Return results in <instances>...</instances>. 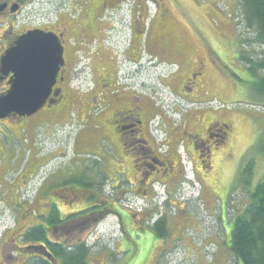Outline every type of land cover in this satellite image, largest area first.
Returning a JSON list of instances; mask_svg holds the SVG:
<instances>
[{"label": "flooded vegetation", "instance_id": "af4514ba", "mask_svg": "<svg viewBox=\"0 0 264 264\" xmlns=\"http://www.w3.org/2000/svg\"><path fill=\"white\" fill-rule=\"evenodd\" d=\"M35 1L0 0V59L19 36L40 29L59 37L64 64L46 104L0 118V131L34 145L70 130L73 145L66 150V139L60 149L34 150L23 166L13 155L0 164V208L12 222L0 234V264H65L80 249L84 264H110L109 249L122 255L131 233L148 229L161 237L196 231L219 249L224 205L233 216L231 176L249 166L230 112L213 107V78L233 87L203 35L167 0H38V22L23 20ZM165 3L169 15L158 21ZM12 76L0 66V95ZM181 147L200 183L196 195ZM8 171L15 176L5 184ZM117 226L121 235L109 248L104 238Z\"/></svg>", "mask_w": 264, "mask_h": 264}, {"label": "rangeland", "instance_id": "374dc122", "mask_svg": "<svg viewBox=\"0 0 264 264\" xmlns=\"http://www.w3.org/2000/svg\"><path fill=\"white\" fill-rule=\"evenodd\" d=\"M169 1L167 0L169 4L174 5L183 12L189 29L191 31H198L203 35L201 37L207 47H209L211 58L219 65L223 79H226L233 87V90L220 88L221 85L217 83L220 79L218 77L216 79L213 78V74L215 75V73L212 71L211 78L216 80L212 82L215 87L214 91H219L218 96L213 102V107L230 112L232 117L230 120L236 125L235 142H238L237 146L239 149L242 145H245V148H247L244 153V161L248 164L249 168L247 170L241 168L235 169L231 176V181L234 184L231 192L232 200L236 207L241 206L243 205L242 203H245V200L242 198H246L248 192L253 191L259 181L264 178V93L259 92L255 76L249 72H242L247 69L246 63L239 60L240 58L236 57L235 53L257 59L261 55L263 56L264 45L254 41L255 33L253 29L245 25L242 13L238 9L239 5L236 3L239 0H226L228 4H225L224 0H172L174 1L173 3ZM229 4H233L234 9L229 8ZM40 6L41 3L36 0L34 5L32 4L29 7L28 15L27 17H23V20L38 22ZM166 9L167 4L165 3L164 8L161 9V13L158 15V21L168 17L169 10ZM221 16L225 17L231 26H223V19L218 20V17ZM152 19L153 16L149 15L146 19V24L148 25ZM208 25L211 26L208 27ZM67 131H69L67 132L68 134L65 133V130H62V132L50 134L49 137H42L41 135L39 141L37 138L35 139L34 145L30 144L29 139L20 141V139L17 140L0 131V138L3 141L5 149V155L0 159V164L2 161H6L7 155H13L12 161L22 160L21 166H23L32 151H39L38 149L41 150V148L44 150L60 149L61 143L66 139L67 143H65V147L66 150L70 151L73 145L74 133L70 132V130ZM234 132L235 128L233 127ZM240 150L238 153H241ZM14 176L15 172L8 171L3 175L2 180L7 184L11 182ZM224 178L226 177L223 176L222 179ZM210 182L208 179L207 183ZM246 186H248V189ZM211 187L212 184L209 185V189ZM4 190H0V194ZM191 190L194 195L198 192V189L191 188ZM197 202L199 203L198 200ZM0 207L5 209L6 206L0 202ZM1 208L0 212L3 213H0V234L6 226L4 224L5 221L12 224L10 214L7 213L8 210L6 209L5 211ZM118 211L124 212L119 209ZM226 213L227 210L224 205L223 221L225 235L222 236L221 242L214 241L220 244L219 249L214 245L206 247L202 244V238L196 231L186 229L180 234L172 233V235L161 237L155 231L148 229L140 231L135 239L136 232L133 231L131 239H126L127 246L122 255H117L118 253H115L113 249H109V263L147 264L152 256L150 264H154V261L155 264H242L232 256L228 249L231 242L233 217L226 216ZM232 214L233 212L231 211L230 215ZM110 221L113 222V220ZM137 225L138 223H135L134 227ZM120 235L121 231H119L117 226L116 231H111L104 238V241L107 242L106 245L109 248H114ZM126 235L128 237L129 233ZM160 241L163 242L161 246H159ZM157 246H159L158 252L154 254ZM95 256L100 257L101 253H97Z\"/></svg>", "mask_w": 264, "mask_h": 264}, {"label": "water", "instance_id": "95a60500", "mask_svg": "<svg viewBox=\"0 0 264 264\" xmlns=\"http://www.w3.org/2000/svg\"><path fill=\"white\" fill-rule=\"evenodd\" d=\"M63 52L53 32L32 29L18 37L0 59L2 71L13 73L10 88L0 95V118L31 115L46 104L64 64Z\"/></svg>", "mask_w": 264, "mask_h": 264}, {"label": "trees", "instance_id": "16d2710c", "mask_svg": "<svg viewBox=\"0 0 264 264\" xmlns=\"http://www.w3.org/2000/svg\"><path fill=\"white\" fill-rule=\"evenodd\" d=\"M238 5L245 25L255 33L254 41L264 45V0H239ZM240 59L246 63L249 73L257 78V87L263 94L264 51L260 58L240 54ZM242 204L234 205L232 209L233 229L228 249L242 264H264V178L248 192ZM84 252L80 249L77 255L68 254L65 264H84Z\"/></svg>", "mask_w": 264, "mask_h": 264}, {"label": "built area", "instance_id": "2783aa9c", "mask_svg": "<svg viewBox=\"0 0 264 264\" xmlns=\"http://www.w3.org/2000/svg\"><path fill=\"white\" fill-rule=\"evenodd\" d=\"M180 154L182 157V162H183L185 169H186V174H187L188 180H191L193 182L194 187L199 190L200 184L194 178V174L192 172V163L189 161L188 155L185 153V151L182 147L180 148Z\"/></svg>", "mask_w": 264, "mask_h": 264}, {"label": "crops", "instance_id": "0c3cea01", "mask_svg": "<svg viewBox=\"0 0 264 264\" xmlns=\"http://www.w3.org/2000/svg\"><path fill=\"white\" fill-rule=\"evenodd\" d=\"M224 2H225V4H228L227 3V1L226 0H224ZM236 3H238L237 1H236ZM229 8H231V9H234V5L233 4H229V6H228ZM220 19H223L222 21H223V26L225 25V26H228V25H230L229 24V22H228V20L227 19H225V17H218V20H220ZM226 20H227V23H226ZM218 22V21H217ZM211 25H208V27H210ZM231 26V25H230ZM204 27H205V25H204ZM207 28V27H206ZM232 30H233V27H232ZM232 30H231V33H232ZM234 32V31H233ZM231 36V35H230ZM237 51V50H236ZM235 51V52H236ZM236 55H238V53H235Z\"/></svg>", "mask_w": 264, "mask_h": 264}]
</instances>
